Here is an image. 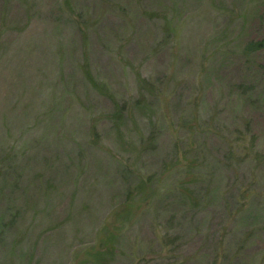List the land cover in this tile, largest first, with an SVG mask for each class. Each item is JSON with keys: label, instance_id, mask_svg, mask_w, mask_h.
<instances>
[{"label": "rangeland", "instance_id": "rangeland-1", "mask_svg": "<svg viewBox=\"0 0 264 264\" xmlns=\"http://www.w3.org/2000/svg\"><path fill=\"white\" fill-rule=\"evenodd\" d=\"M0 264H264V0H0Z\"/></svg>", "mask_w": 264, "mask_h": 264}, {"label": "trees", "instance_id": "trees-1", "mask_svg": "<svg viewBox=\"0 0 264 264\" xmlns=\"http://www.w3.org/2000/svg\"><path fill=\"white\" fill-rule=\"evenodd\" d=\"M261 44L260 43H257L256 46L259 47Z\"/></svg>", "mask_w": 264, "mask_h": 264}]
</instances>
